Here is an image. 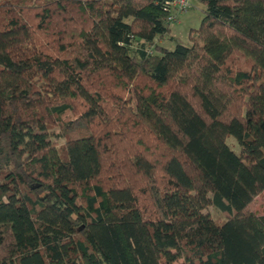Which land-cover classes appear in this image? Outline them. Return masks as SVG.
I'll return each instance as SVG.
<instances>
[{"label":"trees","instance_id":"1","mask_svg":"<svg viewBox=\"0 0 264 264\" xmlns=\"http://www.w3.org/2000/svg\"><path fill=\"white\" fill-rule=\"evenodd\" d=\"M168 1L0 0V264H264V0Z\"/></svg>","mask_w":264,"mask_h":264},{"label":"rangeland","instance_id":"2","mask_svg":"<svg viewBox=\"0 0 264 264\" xmlns=\"http://www.w3.org/2000/svg\"><path fill=\"white\" fill-rule=\"evenodd\" d=\"M194 2L195 0H193L192 2V8H190L188 11L177 13L176 15H174L173 18L174 20L172 22H169L171 24V28L173 27L171 31L174 34H177V36L179 37L178 39L184 45L190 44L189 33L192 29H198L200 27L203 18L202 5L199 2H195V3ZM160 44L169 49H174L175 47V44L171 42L170 39L161 41ZM141 46H142L141 42H136V45L133 48L138 49L141 48ZM228 142L230 145L235 146V150L238 151V147H236V142L234 139H229ZM255 211L260 216H264V194L257 198L255 204ZM205 214L210 215L219 225H222L226 221V215L223 214L216 207H210L205 211ZM165 228H166L165 226L162 227V229Z\"/></svg>","mask_w":264,"mask_h":264},{"label":"built area","instance_id":"3","mask_svg":"<svg viewBox=\"0 0 264 264\" xmlns=\"http://www.w3.org/2000/svg\"><path fill=\"white\" fill-rule=\"evenodd\" d=\"M193 0H170L167 3V6L170 10L169 22H172L174 19V15L179 12L188 11L192 8Z\"/></svg>","mask_w":264,"mask_h":264},{"label":"crops","instance_id":"4","mask_svg":"<svg viewBox=\"0 0 264 264\" xmlns=\"http://www.w3.org/2000/svg\"><path fill=\"white\" fill-rule=\"evenodd\" d=\"M195 2H197V1H195ZM194 2V3H195ZM202 9H203V6H202ZM173 28V27H172ZM172 28H171V30H172ZM172 36H174L175 38H179L178 36H177V34H174L173 32H172ZM162 44H163V42H162ZM167 48V47H166Z\"/></svg>","mask_w":264,"mask_h":264},{"label":"water","instance_id":"5","mask_svg":"<svg viewBox=\"0 0 264 264\" xmlns=\"http://www.w3.org/2000/svg\"><path fill=\"white\" fill-rule=\"evenodd\" d=\"M35 188H38V187H35ZM35 188H34V189H35Z\"/></svg>","mask_w":264,"mask_h":264}]
</instances>
